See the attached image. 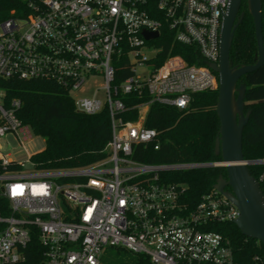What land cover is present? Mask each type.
<instances>
[{"label": "built area", "instance_id": "2783aa9c", "mask_svg": "<svg viewBox=\"0 0 264 264\" xmlns=\"http://www.w3.org/2000/svg\"><path fill=\"white\" fill-rule=\"evenodd\" d=\"M229 0H26L0 22V82L50 80L69 91L77 112L106 109V157L79 168L37 169L4 151L33 134L18 118V99L0 87V264H102L105 247L141 255L150 264H238L214 227L233 223L237 208L213 189L195 204L168 171L214 163L148 164L132 158L157 142L144 120L150 103L184 109L193 94L217 89L222 15ZM146 32L156 37L146 39ZM168 43L193 49L171 55ZM145 94L135 120L123 102ZM158 149V145L154 146ZM264 165L263 159L247 161ZM264 184V173L259 175ZM259 183V182H258ZM264 195V186L261 190ZM36 238L41 258L24 249Z\"/></svg>", "mask_w": 264, "mask_h": 264}, {"label": "trees", "instance_id": "16d2710c", "mask_svg": "<svg viewBox=\"0 0 264 264\" xmlns=\"http://www.w3.org/2000/svg\"><path fill=\"white\" fill-rule=\"evenodd\" d=\"M26 0H0V22L13 11L24 10ZM261 28L264 41V0H261ZM241 22L236 27L229 61L232 67L253 64L257 58L253 19L248 12L247 0H242L238 15ZM165 51L170 47L171 55H180L193 63L186 54L193 49L181 45L163 44ZM243 84L244 113L249 112L248 122L242 131V153L244 160L264 158V63L258 69L243 75L237 86ZM5 99H18L21 108L17 112L22 123L28 125L33 134L44 140V148L32 156L37 169L79 168L98 162L106 157V144L110 140V118L103 109L95 115L79 113L74 108L69 91L50 80H8L0 82ZM145 94H128L123 98L125 107L131 112L122 115L124 120H135L136 106L147 102ZM217 89L193 94L186 108L163 106L150 103L144 120L146 128L157 133L156 143L138 145L132 158L148 164L214 163L220 162L215 154V139L219 120L215 112ZM250 174L264 184L259 175L264 165H249ZM226 177L220 166H206L187 170L168 171L161 174L168 183L181 186L183 200L190 206L210 192L218 178ZM226 191H230L226 187ZM214 230L228 241L238 264H264V245L243 236L233 223L216 225ZM28 262L41 258L42 247L36 238L30 240L24 249ZM117 250L118 258L132 260L133 264H150L141 255H131ZM121 256V257H120Z\"/></svg>", "mask_w": 264, "mask_h": 264}, {"label": "water", "instance_id": "95a60500", "mask_svg": "<svg viewBox=\"0 0 264 264\" xmlns=\"http://www.w3.org/2000/svg\"><path fill=\"white\" fill-rule=\"evenodd\" d=\"M242 0H229L222 15L219 36V57L217 63L207 66L217 75V101L215 112L219 120L218 135L215 139V154L220 155V167L226 177L220 176L214 189L223 194L234 205L239 215L233 221L243 236L259 241L264 245V195L258 181L250 174L242 153V131L248 122L249 112L244 113L245 86H237L238 80L264 63V41L261 28V0H247L248 12L253 19L257 47L255 63L232 67L229 51L233 34L241 22L238 15ZM146 39L156 37L143 32ZM229 187L230 191L225 188Z\"/></svg>", "mask_w": 264, "mask_h": 264}, {"label": "rangeland", "instance_id": "374dc122", "mask_svg": "<svg viewBox=\"0 0 264 264\" xmlns=\"http://www.w3.org/2000/svg\"><path fill=\"white\" fill-rule=\"evenodd\" d=\"M43 148L44 140L39 135L35 134H32L31 137L24 142L23 147L18 145L11 138L8 139V144L4 145V151L9 153L14 160L20 162L26 161L27 153L34 155L43 150ZM116 251V248L105 247L101 255L102 264H133L130 259L118 258V256H116Z\"/></svg>", "mask_w": 264, "mask_h": 264}, {"label": "flooded vegetation", "instance_id": "af4514ba", "mask_svg": "<svg viewBox=\"0 0 264 264\" xmlns=\"http://www.w3.org/2000/svg\"><path fill=\"white\" fill-rule=\"evenodd\" d=\"M226 189V188H225Z\"/></svg>", "mask_w": 264, "mask_h": 264}]
</instances>
